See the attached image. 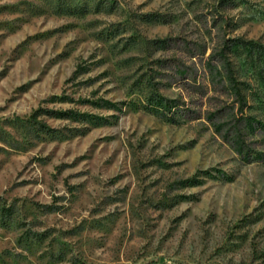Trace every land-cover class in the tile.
<instances>
[{"label": "rangeland", "instance_id": "374dc122", "mask_svg": "<svg viewBox=\"0 0 264 264\" xmlns=\"http://www.w3.org/2000/svg\"><path fill=\"white\" fill-rule=\"evenodd\" d=\"M167 38L264 44V0H0V264H264V164L144 108L150 81L189 100L157 60L203 70ZM230 58L264 99V55Z\"/></svg>", "mask_w": 264, "mask_h": 264}, {"label": "trees", "instance_id": "16d2710c", "mask_svg": "<svg viewBox=\"0 0 264 264\" xmlns=\"http://www.w3.org/2000/svg\"><path fill=\"white\" fill-rule=\"evenodd\" d=\"M63 1L55 6V12H63ZM69 8V6H68ZM151 16L155 14H150ZM180 39H158L153 42L157 49H179L185 51L192 58L198 57L203 64V70L187 65L180 58L157 60L164 72L161 77H168L170 84L184 89L189 100L183 96L170 98L160 92L162 82L150 81V95L144 108L154 113H160L173 123L195 121L205 118L214 125L215 131L220 134L223 141L229 144L244 163L264 164V99L257 96L254 86L247 79L240 78L230 58L234 46L243 49L252 48L257 56L264 55V44L238 38L234 43H227L219 52H211L207 58V47L194 43L178 41ZM211 92L225 95V100L211 96ZM54 95L50 101L58 99ZM101 105L114 108L116 105L106 100ZM221 102L217 103V102ZM254 102H257L255 104ZM91 103H97L91 102ZM206 103L214 105L213 110H203ZM261 110L260 114L252 111ZM67 113V112H66ZM41 114L57 116L54 110L40 107L29 118L33 125H40L44 130H53L48 122L39 119ZM75 119L82 121L86 114L76 112ZM80 131V130H77Z\"/></svg>", "mask_w": 264, "mask_h": 264}]
</instances>
